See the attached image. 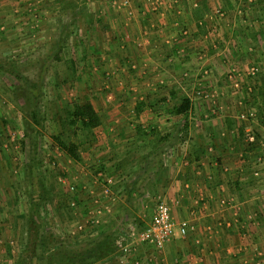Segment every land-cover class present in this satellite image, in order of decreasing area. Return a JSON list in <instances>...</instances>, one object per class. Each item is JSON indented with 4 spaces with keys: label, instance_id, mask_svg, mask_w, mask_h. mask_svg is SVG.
Returning a JSON list of instances; mask_svg holds the SVG:
<instances>
[{
    "label": "rangeland",
    "instance_id": "obj_1",
    "mask_svg": "<svg viewBox=\"0 0 264 264\" xmlns=\"http://www.w3.org/2000/svg\"><path fill=\"white\" fill-rule=\"evenodd\" d=\"M178 1L0 0V218L4 215L16 221L5 226L0 223V228L11 230L6 238H0V258L6 253L5 264H19L34 208L42 231H52L66 243L62 247L50 242L49 253L35 246L32 257L22 264L57 263L79 251V220L84 219L79 198L83 185L100 182L105 173L110 174L106 170L110 159H102L101 151L110 146L104 142L112 131L107 127L109 121L115 119L112 107L117 103L172 107L182 99L170 88L165 90L172 91L170 94L147 101L140 96H118L117 88L136 86L132 80L124 79L128 75L124 72L132 74L135 68L132 63H124L126 57L120 58L119 68L115 65L120 56L118 53L114 57L111 45L119 50L121 44L109 15L117 19L131 11H203L202 4H207L206 10L215 15L199 25H209L212 37L223 41L230 54H235L218 71L231 88L224 97L234 112L233 122L236 128L244 125L249 137L259 131L264 135V0H200L197 6L195 0ZM115 67L123 71L118 77L113 72ZM210 72L202 71L201 75L209 76ZM23 77L34 84L28 87ZM204 99L209 104L216 103L209 97ZM84 101L95 104L104 127L86 129L79 121L73 123L72 110L76 103ZM55 135L75 143L81 159L77 161L59 148ZM237 144L241 149L248 147L246 142ZM100 185L110 187L105 181ZM250 196L261 197L264 192H250ZM231 210L227 221L235 237L230 248L240 250L227 259L232 264H264V205L246 217L237 213V208ZM71 220L70 226L64 227ZM133 222L141 229L137 219ZM111 253L120 261L129 260L117 248Z\"/></svg>",
    "mask_w": 264,
    "mask_h": 264
},
{
    "label": "crops",
    "instance_id": "obj_2",
    "mask_svg": "<svg viewBox=\"0 0 264 264\" xmlns=\"http://www.w3.org/2000/svg\"><path fill=\"white\" fill-rule=\"evenodd\" d=\"M202 5L203 11H131L117 19L109 15L121 44L119 50L111 45L114 57L118 53L120 56L114 59L115 65L119 68L120 58L126 57L124 63H132L135 68L132 74L125 71L128 75L123 77L136 86L117 88L118 96H140L147 101L174 90L181 98L189 97L192 108L185 119L168 104H144L139 111L137 103L110 107L115 119L107 126L112 131L104 143L110 146L101 151V158L110 159L106 164L110 174L105 176L111 181L102 177L100 182L84 184L79 198L84 207V219L79 220L80 250L86 251V256L94 253L95 257L97 253L101 258L84 264L122 263L117 255L112 256L110 246L116 251L117 235L122 230L140 229L133 219L143 228L160 200L171 206L176 221L191 219L193 228L185 237L175 232L161 248L149 244L135 247L123 264H135V259L140 264H232L227 257L240 249L235 252L230 248L235 237L227 221L231 209L237 208V213L246 217L264 205V196H250V192H264V144H260L264 135L259 131L256 140L247 137L248 141L259 142L255 148L241 149L237 144L248 142L233 122L234 112L224 97L231 88L218 72L235 54H230L223 41L212 37L209 25H199L215 15L206 10L207 4ZM220 29L224 31L223 26ZM116 67L113 72L118 77L123 71ZM209 70V76L201 75ZM167 88L172 91H165ZM206 97L216 103L209 104ZM103 181L110 187L100 185ZM11 219L2 215L0 223L5 226L16 222ZM8 228H0V238L8 236ZM115 229L118 231L113 232ZM12 231L17 233L16 229ZM3 257L0 264H5L6 253L0 261Z\"/></svg>",
    "mask_w": 264,
    "mask_h": 264
},
{
    "label": "trees",
    "instance_id": "obj_3",
    "mask_svg": "<svg viewBox=\"0 0 264 264\" xmlns=\"http://www.w3.org/2000/svg\"><path fill=\"white\" fill-rule=\"evenodd\" d=\"M24 81L26 82V85L29 87L30 85H33L28 78L23 77ZM262 96L264 98V92H262ZM191 100L189 97L185 96L181 99V101L175 106L173 109V112L176 114H182L186 117L190 113L191 110ZM143 107V104H138L137 110H141ZM36 115L39 116V112L36 111ZM72 121L73 123H77L78 121L81 122L82 126L86 129H94L102 124V117L99 113V111L96 109L95 105L91 101H84V102H78L75 104L74 109L72 110ZM39 122V120L37 119ZM239 134L247 139L249 134H247L245 131V126L241 125L238 127ZM259 134L254 135V140H256ZM56 145L67 152L73 159L79 161L81 159V155L78 150V146L73 142H67L65 139H63L62 135H55L53 137ZM247 144L249 148L256 147L259 142L254 141H248ZM33 214L30 215V223L26 227V238H27V246L24 245V250L19 254L18 262L19 264H22L23 262H27L33 255L35 246H39L42 253H49V248L51 245L50 242L55 244H60L62 247H65L66 241L65 238L58 237L53 233L52 231L45 233L42 231V225L39 222L40 217L37 218V211L36 209L31 210ZM145 226V225H144ZM143 226V227H144ZM67 240V239H66ZM107 243V242H106ZM93 245V244H92ZM94 246V245H93ZM109 246V245H107ZM113 250H115V246L111 245ZM51 249V248H50ZM47 250V251H46ZM89 250V249H88ZM51 251V250H50ZM86 252V251H85ZM79 249V251H75V254L71 256H65L62 257L57 263H52L51 261L47 264H84L85 263H92V261H95V258H99L100 256L95 255H87L86 253ZM90 252V251H88ZM101 258V257H100Z\"/></svg>",
    "mask_w": 264,
    "mask_h": 264
},
{
    "label": "built area",
    "instance_id": "obj_4",
    "mask_svg": "<svg viewBox=\"0 0 264 264\" xmlns=\"http://www.w3.org/2000/svg\"><path fill=\"white\" fill-rule=\"evenodd\" d=\"M242 117L247 119L243 114ZM103 176L106 181H111V178ZM71 189H75V186H71ZM192 228L191 219L176 221L171 206L166 201L160 200L156 204L152 219L143 228H127L118 233L116 248L121 256H132L135 247L139 245L149 244L161 248L175 232L185 237ZM135 264H140V261L135 259Z\"/></svg>",
    "mask_w": 264,
    "mask_h": 264
}]
</instances>
